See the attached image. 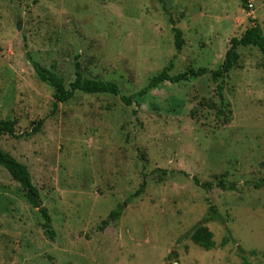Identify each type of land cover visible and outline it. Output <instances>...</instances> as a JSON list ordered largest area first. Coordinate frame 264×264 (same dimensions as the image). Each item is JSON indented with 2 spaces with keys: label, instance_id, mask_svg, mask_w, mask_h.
Masks as SVG:
<instances>
[{
  "label": "rangeland",
  "instance_id": "1",
  "mask_svg": "<svg viewBox=\"0 0 264 264\" xmlns=\"http://www.w3.org/2000/svg\"><path fill=\"white\" fill-rule=\"evenodd\" d=\"M249 1L251 9L240 0H0V120L24 133L51 109L53 89L28 56L65 83L77 61L84 76L113 81L124 95L173 56L171 74L214 70L232 36L254 23L264 34V0ZM169 16L182 33L178 53ZM237 51L221 78L163 82L130 105L76 92L37 133L2 135L54 236L0 166V264H264V56L253 46ZM192 176L236 188L205 190ZM143 179V193L126 203ZM210 206L223 219L203 224L212 234L206 250L190 234Z\"/></svg>",
  "mask_w": 264,
  "mask_h": 264
},
{
  "label": "trees",
  "instance_id": "2",
  "mask_svg": "<svg viewBox=\"0 0 264 264\" xmlns=\"http://www.w3.org/2000/svg\"><path fill=\"white\" fill-rule=\"evenodd\" d=\"M253 4L251 1L247 0H240V5L242 8H249L248 4ZM169 23L172 25V32L174 37V47L176 52L178 53L183 45L182 33L181 30L175 27L174 21L171 16L168 17ZM239 46L246 47V46H253L256 47L261 54L264 56V34L257 23L252 24L251 26L247 27L240 36H232L229 39V46L226 49L223 59L220 65L214 69L209 70L206 67H197V68H189L183 72H179L177 74H171L170 71L173 67V59L174 56L169 60L167 65H165L157 74L151 76L147 83L137 90L136 92L130 95H124L120 86L108 80H101V79H93L84 76L81 73L80 65L77 61L73 63V71L74 77L68 83H65L64 79L57 74L55 71L44 67L39 62L34 61L28 56V60L37 76V78L47 84L49 87L53 89L52 93V104L49 113H47L46 117L52 115L56 109L58 103H64L70 100L76 92H82L87 94H95V93H109L115 96H118L119 99L125 104L130 105L132 103H137L136 98L138 96H142L146 94L149 90L157 87L159 84L163 82L169 83H178L180 81H187L191 78H196L202 76L205 73H210L212 79H218L226 74H228L236 65L239 59V54L237 48ZM217 93L220 94L221 90L220 87H217ZM223 103V101L221 102ZM44 117V118H46ZM44 118H40L31 124V129L24 133H16L14 122L12 120H0V138L4 134H8L10 136H30L35 134L41 128ZM0 166L3 167L9 174L10 178L14 180L20 186L21 190L24 193V196L28 203L37 208L38 213L42 219L41 228L44 234L49 237L53 238L54 230L51 226V218L48 214L47 208L42 204V200L39 194L37 187L33 184L30 173L26 166L19 162L16 158H14L8 152L2 150L0 148ZM165 173L162 170L158 174V180H161V175ZM192 181L195 185L201 187L202 189L209 190L213 186H216L222 190H234L236 185L226 183L222 179H218L215 182L211 181H199L196 176H192ZM254 187H259L260 182H253ZM145 188V180L143 179L136 190L131 193L128 198L126 199V203L131 201L133 198L139 196L143 193ZM124 204H119L115 209L111 210L108 214V217L102 222L100 225L99 230H103L109 222L116 220L123 211ZM222 215L218 213L214 206L209 207V212L206 217L203 218L202 224H198L193 232L190 234V239L202 247L203 249H210L212 246V234L211 232L205 227L203 224L207 220H218L222 222ZM241 253L245 251L243 249H239Z\"/></svg>",
  "mask_w": 264,
  "mask_h": 264
},
{
  "label": "water",
  "instance_id": "3",
  "mask_svg": "<svg viewBox=\"0 0 264 264\" xmlns=\"http://www.w3.org/2000/svg\"><path fill=\"white\" fill-rule=\"evenodd\" d=\"M17 29H19L20 28V23H18V25H17V27H16Z\"/></svg>",
  "mask_w": 264,
  "mask_h": 264
},
{
  "label": "built area",
  "instance_id": "4",
  "mask_svg": "<svg viewBox=\"0 0 264 264\" xmlns=\"http://www.w3.org/2000/svg\"><path fill=\"white\" fill-rule=\"evenodd\" d=\"M248 6H249V7H252V5H251L250 3L248 4Z\"/></svg>",
  "mask_w": 264,
  "mask_h": 264
}]
</instances>
